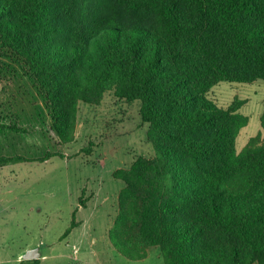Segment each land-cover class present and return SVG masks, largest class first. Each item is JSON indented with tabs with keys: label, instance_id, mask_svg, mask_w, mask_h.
Masks as SVG:
<instances>
[{
	"label": "trees",
	"instance_id": "16d2710c",
	"mask_svg": "<svg viewBox=\"0 0 264 264\" xmlns=\"http://www.w3.org/2000/svg\"><path fill=\"white\" fill-rule=\"evenodd\" d=\"M0 44L28 66L63 143L75 139L79 102L100 104L107 92L141 101L157 153L114 171L125 184L109 231L118 251L264 264V141L238 151L246 100L219 107L209 97L222 81L264 79V0H0ZM53 156L64 154L0 161ZM77 210L62 239L81 223Z\"/></svg>",
	"mask_w": 264,
	"mask_h": 264
},
{
	"label": "rangeland",
	"instance_id": "374dc122",
	"mask_svg": "<svg viewBox=\"0 0 264 264\" xmlns=\"http://www.w3.org/2000/svg\"><path fill=\"white\" fill-rule=\"evenodd\" d=\"M209 97L219 107L236 98L246 100L240 112L249 122L237 137L238 151L250 142L264 141L260 118L264 79L222 81ZM53 122L24 60L0 44V160L64 154L46 161H0V264H20L30 249L41 253L40 264H165L159 247L133 260L118 251L109 237L125 185L114 171L128 168L138 156L157 153L141 116V101L128 102L107 92L100 104L79 102L75 139L68 143L60 141ZM90 144L93 150L88 154L84 150ZM84 189L86 207L79 204ZM76 209L81 223L62 239Z\"/></svg>",
	"mask_w": 264,
	"mask_h": 264
},
{
	"label": "water",
	"instance_id": "95a60500",
	"mask_svg": "<svg viewBox=\"0 0 264 264\" xmlns=\"http://www.w3.org/2000/svg\"><path fill=\"white\" fill-rule=\"evenodd\" d=\"M41 256V253L38 249H30L24 254V259H35Z\"/></svg>",
	"mask_w": 264,
	"mask_h": 264
}]
</instances>
